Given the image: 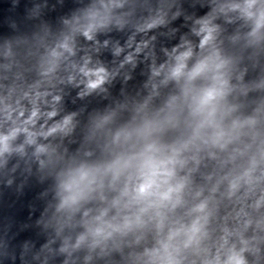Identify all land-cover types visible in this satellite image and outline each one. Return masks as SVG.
<instances>
[{"label":"clouds","instance_id":"obj_1","mask_svg":"<svg viewBox=\"0 0 264 264\" xmlns=\"http://www.w3.org/2000/svg\"><path fill=\"white\" fill-rule=\"evenodd\" d=\"M0 264H264V0H0Z\"/></svg>","mask_w":264,"mask_h":264}]
</instances>
